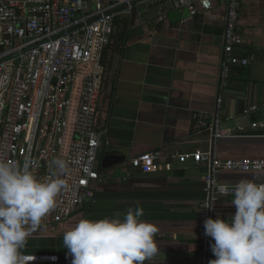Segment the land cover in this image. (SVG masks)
Listing matches in <instances>:
<instances>
[{
	"label": "crops",
	"instance_id": "1",
	"mask_svg": "<svg viewBox=\"0 0 264 264\" xmlns=\"http://www.w3.org/2000/svg\"><path fill=\"white\" fill-rule=\"evenodd\" d=\"M159 2L139 5L135 19L132 10L123 12L118 18L127 20L124 40L103 54L99 152L117 162L107 168L98 164L94 197L64 225L36 231L24 254H56L61 264H71L60 237L65 229L81 219L115 218L117 213L123 219L129 208L139 206L144 210L141 219L159 227L154 239L160 254L146 264H203L204 246L197 232L202 225L199 209L207 197V168L173 161L170 168L162 163L156 172L143 174L132 168L131 160L154 150L212 151V135L198 128L197 116L213 114L218 97L223 99L221 128L233 137L216 142L215 158L264 159V128H252L264 123V0H242L238 31L243 46L238 54L252 59L242 89L229 88L228 82L224 87L221 75L226 0H214L211 13L195 17L186 9L160 14ZM254 105L260 110L246 114ZM256 175L224 171L216 179L226 186L242 179L264 184V176ZM233 199L227 196L215 204L216 218L231 221L236 213ZM44 231L52 236L42 235Z\"/></svg>",
	"mask_w": 264,
	"mask_h": 264
},
{
	"label": "built area",
	"instance_id": "2",
	"mask_svg": "<svg viewBox=\"0 0 264 264\" xmlns=\"http://www.w3.org/2000/svg\"><path fill=\"white\" fill-rule=\"evenodd\" d=\"M136 0H0V155L21 165L26 158L35 163L34 175L41 181L50 175V161L69 163V188L57 197L58 205L43 221L42 228L71 220L87 199L94 197L92 184L100 179L97 155L101 147L98 131L99 100L105 82L103 54L110 45L117 12ZM159 12L188 10L191 17L209 14L214 0H160ZM227 15L222 54V80L227 86L233 67L247 68L252 59L238 54L243 46L238 24L242 0H226ZM125 12V11H124ZM222 97L213 114L198 115V128L216 142L233 137L221 128ZM261 107L254 105L245 113ZM264 128V123L253 124ZM215 133L213 134V131ZM192 161L203 165L207 197L199 209L203 242V264L212 259L204 221L217 219L214 206L222 198L216 179L224 171L258 172L264 159L212 160L211 151L180 153L154 150L131 160L134 170L154 173L171 162ZM63 178V177H61ZM259 185V184H258ZM209 206V207H208ZM208 207V208H207ZM31 264H61L56 254H25Z\"/></svg>",
	"mask_w": 264,
	"mask_h": 264
},
{
	"label": "clouds",
	"instance_id": "3",
	"mask_svg": "<svg viewBox=\"0 0 264 264\" xmlns=\"http://www.w3.org/2000/svg\"><path fill=\"white\" fill-rule=\"evenodd\" d=\"M34 167L30 158L21 165L0 155V264L34 261L24 254L28 241L57 208V197L69 188L72 168L66 160L50 161V175L43 181L34 175ZM256 176H264V168ZM219 191L229 194V186L220 185ZM230 194L236 208L231 221H204L216 257L209 264H264V184L242 179L231 186ZM143 216V208L137 206L129 208L123 219L119 213L115 218L81 219L63 235L71 264H146L154 260L160 254L154 239L159 227L142 220Z\"/></svg>",
	"mask_w": 264,
	"mask_h": 264
},
{
	"label": "trees",
	"instance_id": "4",
	"mask_svg": "<svg viewBox=\"0 0 264 264\" xmlns=\"http://www.w3.org/2000/svg\"><path fill=\"white\" fill-rule=\"evenodd\" d=\"M123 23L124 29L123 31H119L120 25ZM127 20L123 18H117L115 21L114 26V33L111 37L110 45L107 47L110 48L114 43L116 42H122L124 40V36L126 35V29H127ZM246 57V55H245ZM249 80V69L243 68V67H233L231 70V75L228 79V87L232 89H242L244 88L245 84ZM97 196V195H96ZM95 196V197H96ZM138 196V195H137ZM206 196V193H205ZM27 254H36V253H27Z\"/></svg>",
	"mask_w": 264,
	"mask_h": 264
},
{
	"label": "water",
	"instance_id": "5",
	"mask_svg": "<svg viewBox=\"0 0 264 264\" xmlns=\"http://www.w3.org/2000/svg\"><path fill=\"white\" fill-rule=\"evenodd\" d=\"M147 1H149V0H136V1H134L131 4V10L133 12V19H135L136 16H137V14H138V8L137 7L139 5L147 2ZM126 10H130V6L124 5L121 8H119L117 10V12L120 13V12H124ZM214 133H215V130L213 131V134ZM215 144H216V140H215L214 137H212V151H211V153H212V160H214V158H215V152H214V150H215ZM117 160L118 159L115 158V157H113V156H108L106 158H103L100 152L97 155V163L98 164H102L103 168H107V167L111 166L112 164H115L117 162ZM206 264H208V262H206Z\"/></svg>",
	"mask_w": 264,
	"mask_h": 264
},
{
	"label": "rangeland",
	"instance_id": "6",
	"mask_svg": "<svg viewBox=\"0 0 264 264\" xmlns=\"http://www.w3.org/2000/svg\"><path fill=\"white\" fill-rule=\"evenodd\" d=\"M65 223H67V222H64L63 225H64ZM70 229H71V228H67V229H65V230L63 231V234L60 235V237L63 236L64 233H65L66 231L70 230ZM41 234H42V235L44 234V236H52L50 233H48V232H46V231H44V232L41 233ZM68 260H69V258L67 257V258H66V261H68Z\"/></svg>",
	"mask_w": 264,
	"mask_h": 264
}]
</instances>
